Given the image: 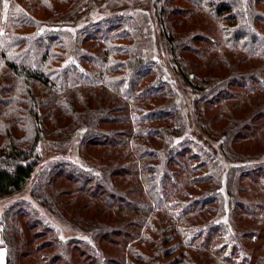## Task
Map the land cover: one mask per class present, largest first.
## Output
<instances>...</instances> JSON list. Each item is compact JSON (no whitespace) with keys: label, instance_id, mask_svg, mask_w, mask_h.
Segmentation results:
<instances>
[{"label":"trees","instance_id":"obj_1","mask_svg":"<svg viewBox=\"0 0 264 264\" xmlns=\"http://www.w3.org/2000/svg\"><path fill=\"white\" fill-rule=\"evenodd\" d=\"M78 1L8 0L3 6L0 0V198L18 194L32 179L44 153L41 141L46 140V134L55 135V139L47 143L51 147L48 150L57 154L63 150L62 139L75 141L79 134L86 144L101 142L105 145L104 155L115 154L113 167L106 174L120 177L123 168L129 169L131 173L127 174L133 176L138 185L131 188V193L140 192L144 200L121 199L105 191L102 201L110 211L120 207L117 206L120 202L126 204L124 207L132 205V214L138 213L120 230L106 226L92 230L93 237L106 233L120 239L107 241L117 247L114 254L119 256L110 261L92 236L87 243H82L78 235L77 239L67 237L59 241L56 233L53 236L46 225L39 222L33 210L23 211L33 216L32 224L37 222L45 235L53 236L52 241L59 246L64 258L66 249L72 246L78 247L89 264H246L253 260L243 255L240 238L243 234H239L237 222L248 225L250 237L262 240L263 250L264 215L258 218L255 217L258 211L255 212L258 208L264 212V203L243 202L234 194L237 184L234 180L224 185L215 173H203L206 160H201L197 152L189 154L187 143L181 144L179 152L173 148L172 136L185 124L179 116H174L173 108L167 103L170 89L163 90L165 84L169 87L173 84L166 63L160 58L165 54L157 50L158 43L145 40L151 37L152 26L158 27V42H162L167 52L166 60L179 73L185 68L194 69L181 53L191 50L197 54L196 44L204 41L213 52H221L229 45L232 46L230 51L239 50L242 55L264 63V0H187L193 10L186 12L173 5V0H151L148 14H109L76 30L53 24L48 20L50 17L46 18L47 12H52L54 18L62 11L71 10ZM106 1L112 0H86L88 7ZM63 4L58 13L55 8ZM42 8L45 10L44 14L41 11V18L34 15ZM173 12L182 17L194 12L207 16L213 23L205 31L198 25L178 37L170 28ZM224 63L229 64L227 58ZM181 79L196 91L207 86L208 96L220 93L219 87L225 85L219 80L203 78L198 80L201 86L196 88L192 81L197 78L190 72ZM252 84L248 79V88ZM107 93L129 102L127 106L122 103L114 108L123 112L132 108L129 116L112 115L100 104L99 108H91L93 98L102 99ZM151 98L159 99L160 103L155 104ZM65 122L69 125L65 126ZM129 122L134 130L128 126L121 130L99 128L102 123ZM119 136L124 137L119 139ZM79 148H75L76 156H79ZM251 170L257 173L252 174ZM251 170L250 174L242 170L238 178L247 177L252 186L257 185L264 191L261 179L264 165L253 166ZM178 172L182 181L177 179ZM41 176L47 186L56 176L72 180L81 187L89 183L97 186L105 179L104 174L101 179L78 170L68 161L56 167L52 165ZM104 188L111 190L106 180ZM230 197L233 206L227 210L231 208L227 201ZM51 199L47 194L39 202ZM225 205L228 206L225 208ZM235 207L241 210L239 215L232 213ZM16 230L21 234L19 228ZM78 232L82 235L81 230ZM11 235L9 232L6 239L13 249L17 243ZM261 259L264 264V253ZM6 262L18 264L15 253Z\"/></svg>","mask_w":264,"mask_h":264},{"label":"rangeland","instance_id":"obj_2","mask_svg":"<svg viewBox=\"0 0 264 264\" xmlns=\"http://www.w3.org/2000/svg\"><path fill=\"white\" fill-rule=\"evenodd\" d=\"M5 1L2 0L3 6ZM150 4L151 0H145L142 3L136 2V0H112L106 1L102 5L94 3L88 7L86 0H79L71 10H65L66 8H64L63 10L65 11L59 13L64 6L63 4L55 8L58 10L59 15L53 18L51 17L53 13L49 11L46 14V18L50 17L48 20L51 19L50 22L53 24H62L76 30L77 28L83 29L92 20L109 14L119 12L133 16H136L137 13L148 14L150 13ZM172 4L182 7L185 12L188 9L193 10V6L187 0H173ZM38 10L40 11H35L34 15L41 18L42 16L40 17V15L42 12L44 14L45 9ZM86 10L87 12H85ZM169 21L170 28L178 37L198 25H202L201 30L205 31L213 23V20L207 16L195 14L194 12L187 17L178 16V14L173 12ZM152 27L151 37L145 41L155 43V45L158 43L156 45L157 50L159 53L163 52L168 58L162 42H158V27L155 25ZM196 46L198 48L194 49L198 50L197 54L192 53L191 50L181 53L182 57L189 61V65L194 67V69H191L193 72L185 68L184 70L186 71L180 70L181 73H179L170 63V65L168 64L165 55L160 57L163 63H166L165 67L167 68L168 77L173 82L172 86L169 87L168 84H165L166 87H163V90L170 89L167 103L173 108L174 116L177 118L179 116L178 119L185 124L177 135L172 136V146L179 152L181 150L180 147H182L181 144L187 143L188 147H190L188 148L189 154L194 155L197 152L201 160H206L203 173H215L218 178H221L224 185L227 184L228 180H234L237 183L234 194L237 195L239 200L246 203L252 201L264 203L263 189H260L257 185L252 186L247 177L238 178L242 170H248L247 173L249 174L252 171L254 172L252 174H255L257 172L251 170V168L256 165L260 166V164L264 165V72L262 71L264 63L259 59L242 55L239 50L230 51L232 46L229 45H226L221 52L208 50L209 46L205 41L197 43ZM224 58H227L229 64L224 63ZM187 72L195 74L197 79L193 80L192 83L195 84L196 88L201 86L198 80L203 78L208 81L219 80L221 83L225 82V85L223 84V86L219 87V89L221 88L220 93L217 92L208 96L207 86H203L202 91H196L195 88L181 79L186 78ZM248 79H251L253 83L250 88L246 85ZM256 82H262V84H256ZM158 100L157 98H151L150 101L159 104ZM122 103L126 106L127 103L129 105V102L126 103L120 97H113L111 93H107L102 99L99 97L93 98L89 105L95 109L99 108L100 104L104 108L109 109L112 115L126 114L129 116L132 108H127L125 112L114 109L116 105H121ZM64 125L67 126L69 124L65 122ZM127 126L133 129L130 122L99 124L101 130L109 128L121 130L128 128ZM67 131H72V129ZM183 133L187 134L183 138L178 137V135L180 136ZM54 136L52 133L50 135L46 134V140L44 138L41 141L44 153L32 179L27 182L18 194H14L10 198H0V251L1 249L5 251V264H7V260H11L13 253H15V257L17 256L18 264H66L68 263L65 262L66 260L71 264H89L90 261L85 260V255L83 256L78 252V247L72 246L66 249L67 256L65 257L66 260H64L65 258L59 246L52 241L54 234L56 233L59 241H63L67 237L77 239L76 236L78 235L80 236L78 239L82 243H87L89 236H92L94 227L101 228L106 226L120 230L123 224L138 214H132L130 211L132 205L124 207L126 204L120 202L117 206L122 209L118 207L110 211L109 208H106L102 199H104L105 191L107 190L111 191V194H115L117 198H129L133 201L144 200L140 192L131 193V188L134 186L138 187V185H136L134 177L127 174L131 173L129 169L123 168L126 170L122 169L123 175L120 177L106 174L113 167L115 154L104 155L103 151L107 147H104L105 145L103 146L101 142L96 145L86 144L83 142L81 135L79 136L78 134L75 137V141L73 138L62 139L61 141L64 140L63 150H60L61 153L57 154V152L48 150L51 147H49L47 142ZM123 137L119 136V139ZM56 138H59V136ZM76 147H80L79 156L75 155ZM203 153L206 156H203ZM178 159L180 160L181 158L179 157ZM66 161L76 165L78 170L97 177L100 176L101 179H103L101 176L104 174V182L106 180L107 184L111 185V190L104 188V182L97 184V186L89 183L81 187L74 181H67L61 176H56L55 178L57 179L55 181V178H53L48 186L43 183L42 179L44 176L41 175L45 171H49L52 165L56 167L57 164L65 163ZM171 168L174 170L173 167ZM178 175L180 177H177V179L182 181L179 172ZM39 177L41 178L40 182H38ZM261 179L264 183V177ZM38 184H40V188ZM47 194H50L53 200L51 199L50 203L43 200L39 202L43 195ZM24 196L33 199L35 202ZM231 199L232 197L227 199L231 206V208H228V205H225L227 210L232 209L233 203ZM235 208H233L232 213L236 212L239 215L241 210ZM258 209L255 212L257 213L258 211L255 217L261 218L264 212L262 208ZM27 210H33L35 216L39 218V222L42 225L45 224L53 236L51 234L45 235L41 228L36 225L38 224L37 222L34 221L35 224H32L33 216H27L26 214L28 213L23 214V211L27 212ZM237 225L239 226V234H243V237H240L244 245H242L243 255H245V259H248V257L249 259L253 258V260L248 259L249 261L246 264H262L261 255L264 253V249L262 250L261 248L262 240L257 241V239L248 235V225H242L241 221H238ZM55 227L59 228L56 230ZM16 228H19L18 231L21 234L17 233ZM79 230H81L82 235H79ZM9 232L12 233L13 241L17 243L16 248L12 249L6 239ZM93 240L97 245L99 241L98 246L109 261L112 258H119L118 255L114 254L117 251V247L108 244L107 241L120 239L103 233V236L101 234L99 237L95 234ZM238 258L240 259V256Z\"/></svg>","mask_w":264,"mask_h":264},{"label":"snow or ice","instance_id":"obj_3","mask_svg":"<svg viewBox=\"0 0 264 264\" xmlns=\"http://www.w3.org/2000/svg\"><path fill=\"white\" fill-rule=\"evenodd\" d=\"M4 259V253L2 251H0V262H2Z\"/></svg>","mask_w":264,"mask_h":264},{"label":"water","instance_id":"obj_4","mask_svg":"<svg viewBox=\"0 0 264 264\" xmlns=\"http://www.w3.org/2000/svg\"><path fill=\"white\" fill-rule=\"evenodd\" d=\"M1 251L4 253V259H3V261L1 262V264H5V251H4V249H1Z\"/></svg>","mask_w":264,"mask_h":264}]
</instances>
